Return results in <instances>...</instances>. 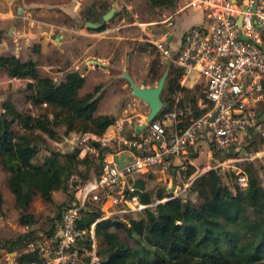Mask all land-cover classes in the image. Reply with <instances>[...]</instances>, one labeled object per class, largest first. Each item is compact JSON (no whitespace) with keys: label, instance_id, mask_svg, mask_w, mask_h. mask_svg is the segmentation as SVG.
Masks as SVG:
<instances>
[{"label":"trees","instance_id":"trees-1","mask_svg":"<svg viewBox=\"0 0 264 264\" xmlns=\"http://www.w3.org/2000/svg\"><path fill=\"white\" fill-rule=\"evenodd\" d=\"M147 1L153 7H167L176 5L178 0ZM109 8L110 2H105L102 11L92 10L90 6L85 12L86 21H99ZM104 28L105 23L97 29L88 27L97 31ZM160 66L158 59L152 60L149 72L154 81L161 76ZM0 71L6 72L8 77L29 78L22 89L30 108H19L12 96L2 102L0 161L9 172L7 185L16 196L19 221L32 225L36 216L31 211V203L37 193L43 200L51 202L53 191L62 190L73 200V204L66 207L78 205L71 188L87 178L81 165L94 163L95 172L91 177L100 169L88 155L80 157L79 148L68 151L45 148L42 133L55 137L56 128L63 126L67 133L101 135L116 117L107 113L95 114L103 96L101 84L80 94L86 76L79 70L67 69L61 79L55 81L54 77L40 75L36 60L22 59L15 53H0ZM179 76L180 69L170 66L161 94L164 106L156 118L171 107L180 91L191 97V90L181 87ZM34 110L42 111L36 113ZM17 123L23 130H17ZM91 143L100 147L96 141ZM45 149L47 152L41 155ZM194 170L195 166L190 164L185 173L190 175ZM245 171L249 178L246 186H241L237 179L233 185L224 183L217 168L198 175L189 186V191L200 198L198 203L180 194L162 200L173 195V191L165 188L153 197L145 178H137L138 202L147 206L143 213L124 212L127 213L125 219L116 215L102 217L101 201L97 204L89 199L80 210L79 222V226L87 230L86 247L92 249L90 230L95 223V236L103 242L102 249L98 250L100 264H264V198L259 203V198L264 197V186L252 164H248ZM77 175L82 181L71 180ZM155 199L159 201L150 205ZM249 204L253 207L252 213L248 210ZM56 224L48 232L49 236H53ZM121 229L134 243L112 234L113 230ZM33 235L32 231L26 232L2 244L9 251L17 250L18 264H44L38 247L22 248V244L32 241Z\"/></svg>","mask_w":264,"mask_h":264},{"label":"rangeland","instance_id":"rangeland-1","mask_svg":"<svg viewBox=\"0 0 264 264\" xmlns=\"http://www.w3.org/2000/svg\"><path fill=\"white\" fill-rule=\"evenodd\" d=\"M103 1L110 2V6L115 3L116 12L105 22L103 30H90L85 25V12L90 6L92 10L95 9V6L101 5ZM183 3L184 0H178L174 6L153 7L147 0H0V53H15L22 59L32 58L38 62L40 75L56 77L57 80L61 79L67 69L79 70L87 78L84 88L82 87L79 91L80 94L92 90L95 86L92 84L98 79L97 84H101L100 91L103 92V96L95 114L107 113L116 117L112 124V131H110L111 135L115 132L129 135L132 133V129H128V127L131 128L130 122H135L138 118L145 119L149 108L146 102L132 94L129 82L122 76V72L125 69L128 70L135 81L141 85L156 84L157 81H154L149 72L152 60L160 61L161 75L168 67L162 64L159 52L147 40L146 32L152 31L159 37L169 29L172 30L173 24L164 21L167 18H170L169 21L176 25L185 16H188L190 20H198L199 13H191L190 8L178 11ZM11 26L15 27L13 31L18 36V43L15 41L16 37L9 34ZM50 34H63L60 47ZM175 37L178 35L175 34ZM173 45H177L176 40ZM89 59H97L102 64H94ZM85 61L86 64H84ZM93 74L99 77L92 76ZM28 80L29 78L26 77H8L6 72L0 71V109L2 102L10 96L14 97L19 108L23 110L30 108L22 89ZM184 95L187 96L186 93ZM41 111L34 110L36 113ZM15 126L18 131L23 130L18 123ZM42 134L46 141L45 148L62 151L79 148L80 157L84 158L88 155L89 159L101 165V153L80 144L79 137L82 133L75 131L67 133L65 127L58 126L55 137ZM114 139L116 136L110 143L112 148L115 146ZM198 142L199 144L196 143L194 148H189L188 155L176 156V162L184 161L186 168H189L190 164L194 165V172L197 173L201 172L208 163L216 165L222 173L224 183L228 182L230 185H233L236 179L234 171L238 168L245 170L248 164H252L264 186V121L259 122L258 132L251 130L250 137L240 143L238 151L233 150L229 155L219 151L211 152L209 141L206 138ZM89 144L92 145L91 142ZM45 151L47 152L45 149L41 155ZM230 157L236 159L230 161ZM81 170L85 172L87 178H90L95 172L94 163L92 162L89 166L82 164ZM8 174L9 172L0 161V200H2L0 206V264H18L17 250L9 251L8 247L2 244L30 231L33 232L34 238L28 244H22L23 249L37 248L40 244H44L45 240L50 237L48 232L58 222L60 212L66 205L73 204V200L62 190L53 191L54 200L51 202L43 200L37 193L31 203V211L36 216V222L32 225L22 224L19 221L20 211L16 196L7 185ZM141 177L143 178L135 174L131 180L135 181ZM87 178L82 181V177L78 175L72 177L71 180L82 181L78 186L71 188L76 198L79 196L78 188L89 180ZM144 180L153 197L162 188L176 191L173 188L177 184L176 192H179L180 196L185 199L190 198L195 203L200 202L198 195L189 191L190 185L185 184L186 179L180 175L173 178L172 183L170 177L165 179L161 172L151 173ZM263 198L262 196L259 198V203L263 202ZM158 201L155 199L150 205L154 206ZM95 202L100 203V201ZM145 205L138 201L125 204L107 200L101 205L102 217L116 215L125 219L127 213L124 214V212L130 209L132 213H143ZM248 210L252 213L251 204ZM112 234L134 243L124 229L113 230ZM92 241L96 245L97 252L102 249L101 238L95 236Z\"/></svg>","mask_w":264,"mask_h":264},{"label":"built area","instance_id":"built-area-1","mask_svg":"<svg viewBox=\"0 0 264 264\" xmlns=\"http://www.w3.org/2000/svg\"><path fill=\"white\" fill-rule=\"evenodd\" d=\"M254 2L184 0L178 11L200 6L202 20L187 28L176 46L167 33L157 37L152 31L146 32L162 64L180 69V85L188 87L192 95L186 97L185 91H180L171 107L138 132L111 135V124L101 135L85 132L80 134L82 138L77 136L85 148L101 153L102 162L99 172L78 188L79 204L62 209L53 236L38 246L44 264H100L92 241L95 223L90 230L92 249L86 247L87 230L79 226L80 210L89 199L101 201V205L107 200L137 202V186L131 180L135 174L161 172L165 179L170 177L171 183L180 175L190 185L202 172L217 168L208 164L201 172L187 177L184 161L176 162V156L188 154L189 148L202 138L209 141L211 152L229 155L238 151L240 143L263 119L262 110L254 101L263 96L264 90V0H257L256 5ZM169 20L164 21L171 23ZM143 120L138 118L134 128H140ZM115 136L112 148L110 143ZM92 140L100 147L90 145ZM116 156L125 160L123 166ZM235 173L241 186L248 185L244 169L238 168ZM177 186L173 188L176 191ZM176 191L166 199L179 195Z\"/></svg>","mask_w":264,"mask_h":264},{"label":"water","instance_id":"water-1","mask_svg":"<svg viewBox=\"0 0 264 264\" xmlns=\"http://www.w3.org/2000/svg\"><path fill=\"white\" fill-rule=\"evenodd\" d=\"M256 2L257 0H255L254 5H256ZM115 12H116V6H115V3H112L111 7L105 13H103L99 21L87 20L85 24L87 27L97 29L102 24H104L106 21H108L115 14ZM240 21H241V17H239V20H238L239 25H240ZM11 33L15 35L13 29L11 30ZM50 36L57 42V46L60 47V39L61 37H63V34L61 35L50 34ZM16 42H17V39H16ZM90 61L93 62L94 64L101 63V61L97 59H91ZM168 73H169V69L166 68L164 72L162 73V75L158 78L156 84L145 86V85L138 84L133 79V77L131 76L128 70L126 69L123 70L122 76L129 82L132 94L140 98L144 102H146L149 108V111L146 115V118L143 120V124L141 125V127L140 128L136 127L137 131H139L140 129H143L146 126V124L149 121L153 120L163 108L164 102L162 100L161 94H162ZM116 160H118L120 166H123L125 164V160L123 158H119L116 156ZM95 225L96 224H94V226Z\"/></svg>","mask_w":264,"mask_h":264},{"label":"crops","instance_id":"crops-1","mask_svg":"<svg viewBox=\"0 0 264 264\" xmlns=\"http://www.w3.org/2000/svg\"><path fill=\"white\" fill-rule=\"evenodd\" d=\"M19 1H21V0H19ZM105 2H107V1H103L102 3H101V5H96L95 6V9H93V10H102L101 9V7L103 8V5L105 4ZM111 7V6H110ZM188 8H190L191 9V13L192 12H195V13H199V15L197 16L198 17V20H190V18L188 17V16H185V17H183V18H181L180 19V21H179V23L176 25V23H170L169 22V24H173L171 27H172V30H170L169 29V31H166L165 33H167L168 34V39L169 40H171L173 43L172 44H174V42H175V40H176V44H178L179 43V41H180V39H181V37H182V34H183V32L187 29V28H189L190 26H192L193 24H196V23H199L201 20H202V10H201V8H200V6H193V7H188ZM188 20H189V22H188ZM85 23H86V21H85ZM86 25V24H85ZM167 28H168V26H167ZM14 30L15 29V27L14 26H11V30ZM11 30L9 31V34L10 35H14V34H12L11 33ZM164 34V33H163ZM175 34H177L178 35V37H175ZM15 37H17V36H15ZM16 39V38H15ZM90 60V59H89ZM84 64H86V61L84 62ZM98 64H102V62L101 63H98ZM84 75V74H83ZM95 75V77H99L98 75H96V74H93L92 76H94ZM56 78V77H55ZM134 79V78H133ZM86 80H87V78H86ZM135 80V79H134ZM97 82H98V79H97V81L95 82V83H93L92 84V86H94V85H96L97 84ZM137 82V81H136ZM86 83V82H85ZM138 84H140V83H138ZM85 86V85H84ZM84 86H83V88H84ZM95 87V86H94ZM90 91V90H89ZM263 96L262 97H257L256 99H255V101H254V104H255V106L258 108V109H261L262 111H261V114H262V117H263V119L261 120V121H264V90H263ZM260 121V122H261ZM132 124V125H131ZM130 126H131V128H129L128 127V129H132V131L134 130V132H138L137 130H136V127L134 128V126H135V122H130ZM253 130H256L257 132L259 131V122H258V124H257V126L255 127V129H253ZM251 133V132H250ZM248 137H250V134H249V136ZM188 155V154H187ZM190 162V161H189ZM190 163H192V162H190ZM193 164H196V163H193ZM208 164H210V163H208ZM208 164L206 165V166H208ZM218 169V168H217ZM204 173V172H203ZM151 173H149L147 176H149ZM147 176H143L144 178L145 177H147Z\"/></svg>","mask_w":264,"mask_h":264},{"label":"flooded vegetation","instance_id":"flooded-vegetation-1","mask_svg":"<svg viewBox=\"0 0 264 264\" xmlns=\"http://www.w3.org/2000/svg\"><path fill=\"white\" fill-rule=\"evenodd\" d=\"M15 35H16V34H15ZM15 35H14V36H15ZM16 39H17V42H18V36L16 37ZM15 41H16V40H15ZM17 48H18V47H17Z\"/></svg>","mask_w":264,"mask_h":264}]
</instances>
